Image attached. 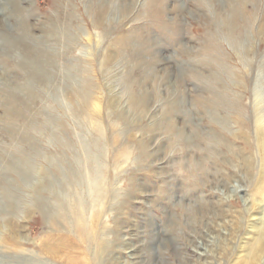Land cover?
I'll return each instance as SVG.
<instances>
[{
    "label": "rangeland",
    "instance_id": "rangeland-1",
    "mask_svg": "<svg viewBox=\"0 0 264 264\" xmlns=\"http://www.w3.org/2000/svg\"><path fill=\"white\" fill-rule=\"evenodd\" d=\"M260 114L264 0H0V264H235Z\"/></svg>",
    "mask_w": 264,
    "mask_h": 264
},
{
    "label": "bare ground",
    "instance_id": "bare-ground-1",
    "mask_svg": "<svg viewBox=\"0 0 264 264\" xmlns=\"http://www.w3.org/2000/svg\"><path fill=\"white\" fill-rule=\"evenodd\" d=\"M99 15V14H98ZM237 16V15H236ZM235 19V18H234ZM234 24V23H233ZM231 27V26H230ZM233 27V26H232ZM232 27L230 29H232ZM238 28V21H235L234 24V29ZM234 31V30H233ZM34 59V58H33ZM38 59V58H37ZM42 71V70H41ZM37 74V73H36ZM38 75V74H37ZM149 97V96H148ZM134 112V111H133ZM190 116V115H189ZM257 132H258V144L260 145L261 151L263 153V164H262V173L260 175H258V181L260 186H258L257 189H260L262 197H264V114H260L257 118ZM256 126V125H255ZM256 132V133H257ZM258 146V145H257ZM259 149V148H258ZM122 156V155H121ZM124 157V156H123ZM88 158V157H87ZM118 164V163H117ZM253 166V165H252ZM260 166V165H259ZM173 171V170H172ZM256 172V171H255ZM258 173V172H257ZM252 176V175H251ZM257 180V179H256ZM257 184V185H259ZM256 185V184H255ZM100 191V190H99ZM97 193V192H96ZM259 193V192H258ZM69 196V195H68ZM256 198V197H255ZM262 199V198H261ZM79 206V205H78ZM83 207V206H82ZM74 208V207H73ZM84 208V207H83ZM44 209V208H43ZM76 210V209H75ZM88 211V209H87ZM85 213V211H84ZM77 214V213H76ZM80 214V213H79ZM60 215V214H59ZM97 216V215H96ZM58 217V216H57ZM105 219V218H104ZM59 221V220H58ZM61 221V220H60ZM59 221V222H60ZM78 221V225H76L77 228V232H78V236L81 239H78L79 241V245L77 243H73L72 240L70 239H43L40 242V248L49 256L53 257V258H61L62 260H67L69 261V264H80V260L79 258L81 257L80 254L78 252V247L80 246L81 243L86 244L88 242H92L93 240H97V239H91L92 235L90 234V230L82 225L83 223H87V219H85L84 214L81 216V214L79 215V218L77 219ZM9 228H13V220L12 219H7ZM92 222V220H91ZM97 222V221H96ZM148 222V221H147ZM94 224V221L92 222ZM91 223V224H92ZM236 226L240 227L239 229H241L242 224L241 221L238 220V222L236 223ZM91 227V226H90ZM103 228V227H102ZM75 229V228H74ZM238 229V228H237ZM11 231V230H10ZM254 231L256 233V237H252L253 240L248 243V248L246 250V253L240 257L239 261L236 262L235 264H256V260H258L261 257L262 251H263V235H264V227H255ZM61 234V233H60ZM90 236V237H89ZM100 241V240H99ZM99 241L96 243L98 244L99 247V252H103L105 251V247H106V242H101L99 243ZM109 243V242H108ZM96 247V246H95ZM74 250V251H73ZM233 252V251H232ZM231 252V253H232ZM263 256V255H262ZM84 259V258H83Z\"/></svg>",
    "mask_w": 264,
    "mask_h": 264
}]
</instances>
